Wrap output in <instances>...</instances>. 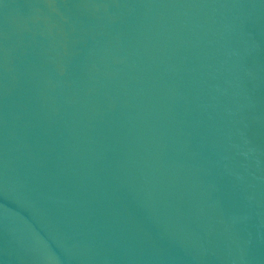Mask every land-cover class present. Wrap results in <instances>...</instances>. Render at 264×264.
Segmentation results:
<instances>
[{"label": "water", "instance_id": "1", "mask_svg": "<svg viewBox=\"0 0 264 264\" xmlns=\"http://www.w3.org/2000/svg\"><path fill=\"white\" fill-rule=\"evenodd\" d=\"M0 264H264V0H0Z\"/></svg>", "mask_w": 264, "mask_h": 264}]
</instances>
